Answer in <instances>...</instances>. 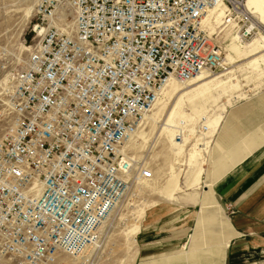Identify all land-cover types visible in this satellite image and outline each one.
Listing matches in <instances>:
<instances>
[{
    "label": "built area",
    "instance_id": "built-area-1",
    "mask_svg": "<svg viewBox=\"0 0 264 264\" xmlns=\"http://www.w3.org/2000/svg\"><path fill=\"white\" fill-rule=\"evenodd\" d=\"M46 1L73 9L75 32L47 26L28 46L21 89L4 103L9 124L0 138V263L16 260L18 248L53 245L81 259L97 246L101 218L137 181L152 178L151 168L130 162L122 146L168 78L186 81L222 66L202 21L217 2L230 14L242 5Z\"/></svg>",
    "mask_w": 264,
    "mask_h": 264
},
{
    "label": "rangeland",
    "instance_id": "rangeland-1",
    "mask_svg": "<svg viewBox=\"0 0 264 264\" xmlns=\"http://www.w3.org/2000/svg\"><path fill=\"white\" fill-rule=\"evenodd\" d=\"M243 8L232 14L228 8H219L206 19L210 44L221 51L225 64L188 84L175 82L166 89L131 139L127 147L131 162L140 160L151 168L152 178L137 181L116 200L113 213L101 218L105 226L97 246L81 259L53 245L18 248L16 260L0 264H138L135 236L144 223L160 215L185 216L181 223L190 225L185 252L196 242H208L214 235L210 230L214 223L223 229L218 211L204 205L205 193L226 214L214 196L213 183L264 141V39L260 40L264 16H246ZM244 19L249 21L245 25ZM254 22L260 29H250ZM36 25H55L72 33L73 9L46 0H0V112L4 114L0 138L9 124L4 103L9 104L11 92L21 89L28 46L40 36ZM245 27L249 33L242 37ZM236 112L248 114L249 122L259 119L253 122L259 128L263 125V130L252 132L257 125L252 128L247 121L243 133L236 136L234 129H227L238 123Z\"/></svg>",
    "mask_w": 264,
    "mask_h": 264
},
{
    "label": "crops",
    "instance_id": "crops-1",
    "mask_svg": "<svg viewBox=\"0 0 264 264\" xmlns=\"http://www.w3.org/2000/svg\"><path fill=\"white\" fill-rule=\"evenodd\" d=\"M247 115L234 113L238 123L227 129H234L236 136L242 134V125L249 122ZM253 121L249 122L251 127H257L252 132L263 130V125L259 128ZM255 147L213 183L214 196L225 207L226 214L220 213L218 205L205 193L204 205L213 207L215 213L218 211L223 229L214 223L210 226L214 235H210L208 242H196L185 252L190 235V225L181 223L185 216L163 218L160 215L144 223L135 236L134 256L138 264H200L202 261L205 264H264V141Z\"/></svg>",
    "mask_w": 264,
    "mask_h": 264
},
{
    "label": "bare ground",
    "instance_id": "bare-ground-1",
    "mask_svg": "<svg viewBox=\"0 0 264 264\" xmlns=\"http://www.w3.org/2000/svg\"><path fill=\"white\" fill-rule=\"evenodd\" d=\"M65 2H59L57 4H55V6H62ZM248 4V5H247ZM240 7H244L243 10H242V13L243 14H247L246 16L248 15H251V14H259L260 16H264V0H242V5ZM219 8H226L227 7L223 4H221L220 2H217L215 5H211L206 14L204 15V18H203V21H202V29H204V31L206 32L207 36L209 37L210 35V27H208L206 25V19L209 15H211L213 13V11H215L216 9H219ZM252 10H254V12H251ZM211 13V14H210ZM256 15V14H255ZM255 15H254V18H255ZM244 16V15H243ZM74 18V17H73ZM257 18V17H256ZM257 21V20H256ZM52 26H55V25H52ZM251 28H257L259 27V23L257 22H254L252 23V25H250ZM56 27V26H55ZM36 29V31L38 32V34L41 36L45 30L47 28H44V27H41L40 25H36L34 27ZM58 28V27H57ZM60 29V28H59ZM260 29V27H259ZM63 31V29H61ZM64 33H66L68 36H72L75 32V28L73 30L72 33H68V32H65L63 31ZM264 39V31H263V36L262 38L260 39L261 41ZM223 64H225V60L223 62ZM210 73H213L209 70H201L199 72H197V74L195 76H193L191 79H188L186 81H181V80H178L174 77H170L168 78L165 83L162 85V87L160 88V91L158 93V96L157 98L153 101V103L151 104V106L143 112V118H142V121L141 123L138 125V128L136 130V132L131 136L129 137V139L125 142V144L122 146V151L124 154H126V156L129 158L130 162H131V158L128 154V151H127V147L129 146L130 142H131V139L137 134V132L140 130L139 128H141L147 121H148V115H149V112H151L160 102L164 92L166 89H169L171 86L173 85H177L175 82H178V83H181V84H188L196 79H198L199 77L203 76V75H208ZM210 76V75H209Z\"/></svg>",
    "mask_w": 264,
    "mask_h": 264
}]
</instances>
